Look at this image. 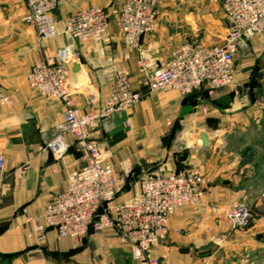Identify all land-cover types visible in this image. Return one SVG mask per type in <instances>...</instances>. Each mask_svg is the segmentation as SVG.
Listing matches in <instances>:
<instances>
[{
	"label": "crops",
	"instance_id": "obj_1",
	"mask_svg": "<svg viewBox=\"0 0 264 264\" xmlns=\"http://www.w3.org/2000/svg\"><path fill=\"white\" fill-rule=\"evenodd\" d=\"M125 1L58 0L57 36L38 41L34 28L23 21L25 5L0 0V90L12 99L10 105H0V154L5 161L0 177V264H139L111 228L79 241L59 239L54 231L43 241L27 237L33 233L31 220L41 216L64 189L67 175L82 168L86 159L70 134L62 135L61 155L44 149L62 122L64 107L31 89L27 75L34 64L68 46L64 19L88 7L110 14L109 43L69 44L74 56L67 64L66 86L75 108L81 113L100 111L114 75L123 70L130 86L142 94L128 111L90 131L107 151L115 176L127 184L129 176L139 179L151 170L197 169L206 181L199 204L169 217L167 235L152 251L158 264H264V33L234 60V86L210 94L199 89L186 97L175 91L147 93L141 87L139 54L125 47L112 15ZM221 3L157 0L156 27L142 38L143 51L160 64L188 42L222 45L213 39H224L227 32ZM201 133L207 147L201 144ZM137 188L138 183L128 193L123 190L126 194L119 193L115 203L128 200ZM239 204L252 214L247 229L233 228L226 217Z\"/></svg>",
	"mask_w": 264,
	"mask_h": 264
},
{
	"label": "built area",
	"instance_id": "obj_2",
	"mask_svg": "<svg viewBox=\"0 0 264 264\" xmlns=\"http://www.w3.org/2000/svg\"><path fill=\"white\" fill-rule=\"evenodd\" d=\"M17 1L25 5L23 21L34 28L38 41L57 36L54 13L58 0ZM221 10L227 26L222 45L207 47L197 41L188 42L172 50L160 64L141 45L142 38L155 30L159 16L157 0H127L112 12L123 44L128 51L139 54L138 62L144 72L141 87L147 93L175 91L186 97L202 88L210 94L235 85V54L247 49L255 36L264 33V0H222ZM109 16L101 7H88L68 15L62 29L68 46L34 64L27 75L31 89L60 101L64 107L62 122L54 128L53 137L45 142L44 149L61 155L62 135L70 134L86 154L85 165L67 175L64 189L44 207L40 217L31 220L33 233L27 237L42 241L48 231H54L59 239L78 241L90 230L111 228L129 246L139 264H158L152 251L165 239L169 217L199 204L206 181L197 169L151 170L139 177L138 188L128 200L115 203L124 179L115 176L107 151L91 138L90 131L110 116L128 111L141 100L142 94L130 86L128 73L119 71L102 109L81 113L66 86L67 64L74 56L69 44L109 43ZM11 102V97L0 90V105ZM4 164L0 154V177ZM123 172L129 174L125 168ZM227 217L235 229H246L251 219L243 204L229 210Z\"/></svg>",
	"mask_w": 264,
	"mask_h": 264
},
{
	"label": "rangeland",
	"instance_id": "obj_3",
	"mask_svg": "<svg viewBox=\"0 0 264 264\" xmlns=\"http://www.w3.org/2000/svg\"><path fill=\"white\" fill-rule=\"evenodd\" d=\"M222 4V3H221ZM227 27V26H226ZM213 39L214 40H216L217 42H224V39H221V37L220 38H216V37H213ZM214 44H215V42H214ZM249 48V43L247 44V49ZM247 49H243V50H240V51H238L236 54H235V57H234V60H236V59H241L242 57H243V52L244 51H246ZM261 60L263 59V61H264V51L262 52V56H261V58H260ZM172 140H174L172 137L170 138V141L172 142ZM125 182V181H124ZM139 182V179H135V178H133V179H131V180H129L128 182H127V184H126V190L125 189H123V187H124V185H125V183H124V185L121 187V189H120V192L119 193H121V192H123V190H125V191H127V193L130 191V190H133L134 189V187H136V184ZM125 191L123 192V193H125ZM126 194V193H125ZM243 205H245V204H243ZM246 206V208H247V210H248V212H249V215H250V217H251V219H250V222H249V225L247 226V228H249L250 227V225H251V222H252V214H251V212L249 211V209H248V207H247V205H245ZM226 217H227V213H226ZM227 219H228V217H227ZM229 220V219H228ZM246 228V229H247ZM105 228H102V229H100V230H97V231H92L91 230V232H89L88 233V235L86 236V237H88V236H91V235H93L94 233H98V232H101V231H103ZM49 232V231H48ZM47 232V233H48ZM46 233V234H47ZM116 233V232H115ZM117 235V234H116ZM117 237H118V239H119V241H120V238H119V236L117 235ZM82 239H84V238H82ZM81 239V240H82ZM43 241V240H42ZM79 241V240H78ZM121 242V241H120ZM122 243V242H121ZM124 244V243H123Z\"/></svg>",
	"mask_w": 264,
	"mask_h": 264
},
{
	"label": "water",
	"instance_id": "obj_4",
	"mask_svg": "<svg viewBox=\"0 0 264 264\" xmlns=\"http://www.w3.org/2000/svg\"><path fill=\"white\" fill-rule=\"evenodd\" d=\"M200 141L203 147H207L208 141L204 133L200 134Z\"/></svg>",
	"mask_w": 264,
	"mask_h": 264
},
{
	"label": "trees",
	"instance_id": "obj_5",
	"mask_svg": "<svg viewBox=\"0 0 264 264\" xmlns=\"http://www.w3.org/2000/svg\"><path fill=\"white\" fill-rule=\"evenodd\" d=\"M203 89V88H202ZM205 90V89H204ZM207 91V90H206ZM134 174V173H133ZM134 176L136 177V174H134ZM134 177H132L131 178V176H129L128 177V179H127V182L129 181V180H131V179H133ZM123 189H126V184L124 185V187H123ZM89 232H91V230L89 231ZM78 249H76V250H74V251H77ZM74 251H71V252H69V253H72V252H74ZM9 257H11V256H9Z\"/></svg>",
	"mask_w": 264,
	"mask_h": 264
}]
</instances>
